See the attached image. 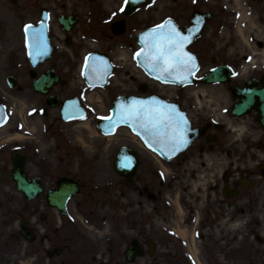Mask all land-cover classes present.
I'll use <instances>...</instances> for the list:
<instances>
[{
  "label": "flooded vegetation",
  "instance_id": "obj_1",
  "mask_svg": "<svg viewBox=\"0 0 264 264\" xmlns=\"http://www.w3.org/2000/svg\"><path fill=\"white\" fill-rule=\"evenodd\" d=\"M114 2L0 0V77H15L24 88L27 85L30 68L23 46V30L26 25L42 20L43 12L49 16V36L54 51L51 60L38 67L37 72L42 74L54 70L60 76L66 74L68 66H72L67 63L68 39L70 42L79 40L97 44L111 55L134 47L136 36L148 24L160 25L166 19H172L185 34L195 12L210 13L209 22L190 48L198 58V76L225 68L231 70L234 78L224 86L203 85L198 80L187 91L177 89L175 100L185 107L194 127L205 131V139L217 135V149L218 143L222 142L219 155L227 153L224 144L230 137L227 124L234 123L243 126L248 133L249 138L243 143L245 148H256L264 156V116H259L258 108L264 96V0H150L139 13L129 17L117 13ZM242 12L249 17L242 19ZM72 13L78 14L79 22L68 35L60 21ZM122 19L125 32L116 35L113 25ZM60 43L63 44L62 50ZM248 80L252 82L251 107L247 115L236 116L232 107L238 100L233 90L242 88ZM2 91L0 85V100L7 98L1 94ZM211 95L217 97L215 101L219 107H215ZM4 107L6 123L0 126V264H18L23 259L32 264H127L125 250L132 238L124 232L132 233L133 238L145 244L148 238L145 221L132 217L116 225L106 217V212H99L107 202L97 201L96 194H104L103 191L96 187L88 188L89 182L93 183L89 172L84 179H77L81 190L76 196L77 201L71 200L75 205L74 211L63 215L52 208L48 203L49 193L57 188L61 177H66L60 173L66 169L65 164L51 163L50 159L41 157L39 150L35 149L33 126L25 124L23 129L18 117L11 114V108L8 105ZM54 130L53 133L58 134L57 128ZM246 154H241L242 160ZM254 159L252 155L251 160ZM22 160L29 184L34 186L37 183L42 188L38 198L26 199L16 189L12 170L15 161ZM84 181L85 185H82ZM25 220L36 239L23 249L19 244L6 242L3 236L18 238V228ZM122 224L123 229L115 227ZM92 230L99 235H92L89 232ZM106 232L111 234L106 235ZM162 246L167 253L161 259L150 258L147 248L144 258L149 259L150 264L184 263L181 250L174 241L169 238L162 240ZM160 247L159 241L156 253ZM137 262L146 264L145 259Z\"/></svg>",
  "mask_w": 264,
  "mask_h": 264
},
{
  "label": "rangeland",
  "instance_id": "obj_2",
  "mask_svg": "<svg viewBox=\"0 0 264 264\" xmlns=\"http://www.w3.org/2000/svg\"><path fill=\"white\" fill-rule=\"evenodd\" d=\"M72 86L76 87V84H73ZM118 91V88H113L114 94L118 93ZM109 93L112 94L111 92ZM35 99L40 100V97L35 95ZM54 113L57 114L56 111H54ZM81 132L85 133V130L80 129L79 131L69 129L66 131V134H64V137L77 136V140L78 137H83L84 141L90 145L85 148L84 153L88 159L95 160L94 157L100 152L98 151L100 145H98L97 148L91 146L95 145L96 141L101 142V140H95L94 137L91 139L87 135H85V137L83 135L80 136ZM131 139L133 138H131L127 132L120 131L113 141H109V144L111 143L110 145L113 146V152L111 150L110 156L107 158L108 163L105 162V160L101 162V165L103 164L105 168H98L97 170L98 179L109 182L111 197L113 196V203H111L112 207L109 205V207L104 208V211L108 212L114 220L124 221L127 217H132L131 213L139 211L136 207L131 208V206L137 205L140 201H143L146 202L147 205L144 212H141V215L144 216L143 218L146 220L148 233L154 234L155 231L159 232L160 230L164 231L166 229L165 227L163 228L160 226V221L157 217V215L160 216V213L157 211L156 202H151L145 197L143 192V187L145 185H148L155 195H159V192L162 193L164 201H169L170 198L174 200L190 199V202L194 204L193 208H195L201 215L203 212L209 214L211 211H218L221 198L217 188L219 186L218 184L221 183V174L224 171H236L235 167H237L238 161L236 160L234 153L229 151V149L234 148V151L238 152L241 148V144H238L239 141H232L231 144H228L227 153L225 155L218 156L214 154V157H220L221 164L211 166L212 168L205 170H196L194 165L190 163L193 162V159L187 162L188 156L196 151V147L173 162L163 163L164 167L158 164L144 151H138L143 163L141 162V166L138 168L134 187L127 190L119 176L112 169V153L115 154L121 146L133 145ZM77 140H72L74 143L73 147L79 145ZM55 145L56 143L54 139H51V145L42 146L38 143V146L44 148L45 152H51ZM45 152L41 151L43 155ZM65 167L66 170L60 171V173L77 178L83 176L81 174V166L77 162H74L73 164L65 163ZM136 189H138L140 193L135 192ZM249 192L250 191L243 193L242 197L235 201L237 213L235 212L233 216L232 213L236 209L230 211L228 206L223 205L226 214L220 218L219 222L222 223V221L225 220L226 225H228L224 226L225 228L221 223L217 222L215 216L213 218L216 219V221L210 218L206 219L210 224L215 222L218 227L216 231L219 234H217L216 231L213 232L216 238L213 245L218 243L217 251L215 252L217 253L216 261L220 264H232V260L235 259H240L243 262L246 260H256L264 264V183L250 193ZM249 196H254L253 201L252 197ZM207 217L209 216L207 215ZM232 223H239L241 227L233 235L228 236V232H226L225 229L230 227L229 225ZM179 226H182V224L179 223ZM150 228H152L153 231ZM208 231L209 232L206 235L209 233L213 235L211 230ZM197 233H200V230L196 226L194 229L190 230V234L194 235V241L192 238L185 243H194L196 250L199 252L198 258L202 262L208 259L209 264H212V260L214 259L204 257V251L201 247L202 242L199 240ZM257 236H260L263 242L260 243L257 241ZM5 240H9L11 243H21L13 240L10 236H6ZM22 264L32 263L29 260H26L23 261ZM240 264L244 263L241 262Z\"/></svg>",
  "mask_w": 264,
  "mask_h": 264
},
{
  "label": "snow or ice",
  "instance_id": "obj_3",
  "mask_svg": "<svg viewBox=\"0 0 264 264\" xmlns=\"http://www.w3.org/2000/svg\"><path fill=\"white\" fill-rule=\"evenodd\" d=\"M170 24V21H166L164 25L158 26L147 34L151 39L146 44L148 52L144 56L145 65H150L154 73H166L165 79L174 74L190 75L193 71V58L182 52L186 38L181 36L179 31L170 28ZM28 28L30 29L31 25ZM32 39L34 46L40 49L43 40L42 32H33ZM169 68L172 70L169 71ZM157 79H160V75H157ZM134 103L137 107L122 111L117 124H131L138 134L145 137L146 142L160 145L162 153L165 150L174 152L186 143L182 135V126H185V121L174 109L161 112L144 101ZM101 119L111 120V117Z\"/></svg>",
  "mask_w": 264,
  "mask_h": 264
},
{
  "label": "water",
  "instance_id": "obj_4",
  "mask_svg": "<svg viewBox=\"0 0 264 264\" xmlns=\"http://www.w3.org/2000/svg\"><path fill=\"white\" fill-rule=\"evenodd\" d=\"M222 78L227 79L228 76H222ZM45 86H46V82L44 80L40 81L38 83V90L47 93V91L45 90ZM149 105V104H148ZM156 110H159L161 112L164 111V106L163 105H156L155 106ZM184 140H186V143L182 144L181 146L178 147V149L174 152H169L170 157H173L174 155H176L177 153H179L180 151L184 150L188 143H189V139L184 137ZM135 167H136V154L128 149H122L117 156L116 162H115V170L118 171L120 174L125 175V176H132L134 174L135 171ZM19 174H16V177L18 179V181L21 183V185L19 184L18 188L20 191H22L25 195L28 194V190L25 186V181H23V177H25V174L22 172V170H18ZM60 184H62V188H66L67 193L66 196L69 197V193L71 190H74L77 185L74 183H71L70 181H63ZM229 196V195H228ZM25 226L22 229V233L24 234V236H27L26 234V230H25Z\"/></svg>",
  "mask_w": 264,
  "mask_h": 264
},
{
  "label": "bare ground",
  "instance_id": "obj_5",
  "mask_svg": "<svg viewBox=\"0 0 264 264\" xmlns=\"http://www.w3.org/2000/svg\"><path fill=\"white\" fill-rule=\"evenodd\" d=\"M96 94L94 93V94H92L91 95V97H94ZM211 97H212V102L213 103H216V99H217V97H215V96H213V95H211ZM215 107H219V105L216 103V106ZM85 128H87V127H85ZM229 128H232L234 131L235 130H237V129H235V128H233V126H232V124H229ZM110 140H113L114 138H109ZM109 141V140H108ZM110 154V149H109V147H106L105 149H104V157H105V155H106V158H107V155H109ZM153 157L156 159V161L159 163L160 162V160L156 157V156H154L153 155ZM221 225L224 227V226H228V225H226V221H223L222 223H221ZM230 227H228L227 229H225L226 230V232H228L227 233V235L228 236H230V235H233L235 232H237L238 231V229L241 227V225L239 224V223H232L231 225H229ZM225 228V227H224ZM219 234V233H218ZM192 250H193V252H194V255H196V250H195V248L193 247L192 248Z\"/></svg>",
  "mask_w": 264,
  "mask_h": 264
}]
</instances>
